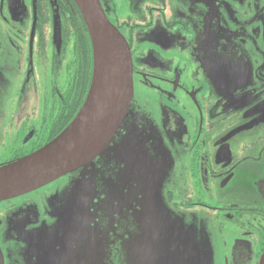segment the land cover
<instances>
[{
  "label": "flooded vegetation",
  "instance_id": "af4514ba",
  "mask_svg": "<svg viewBox=\"0 0 264 264\" xmlns=\"http://www.w3.org/2000/svg\"><path fill=\"white\" fill-rule=\"evenodd\" d=\"M100 1L131 50L134 85L130 108L101 154L124 170L160 154L167 208L227 223L235 235L223 264H259L264 0ZM0 20L30 45L27 84L40 93L17 135L18 149L10 148L3 165L47 145L71 124L90 91L95 55L75 0H0ZM10 45L16 46L12 38ZM84 171L92 175L94 168L67 174ZM39 189L0 201V264H67L44 238L64 219L76 222L83 209H96L94 201H77L68 217L57 193L41 197ZM84 248L77 244L72 251L74 264L89 261Z\"/></svg>",
  "mask_w": 264,
  "mask_h": 264
},
{
  "label": "rangeland",
  "instance_id": "374dc122",
  "mask_svg": "<svg viewBox=\"0 0 264 264\" xmlns=\"http://www.w3.org/2000/svg\"><path fill=\"white\" fill-rule=\"evenodd\" d=\"M11 38L15 48L10 45ZM29 53L30 45L10 34L0 20V162L11 155V147L18 149L17 135L25 115L39 102V91L27 84L33 70ZM147 155L154 158L147 164L153 169L154 181L146 180L140 167L124 170L121 162L113 166L114 160L101 154L93 162L92 175L87 171L81 175L78 172L64 175L41 187L37 195L57 193L65 208L63 213L71 217L74 196L86 199L84 193L92 181L95 208L102 210L104 221L91 222L85 228V235L90 234L89 238L98 246L94 248L95 257H90L88 251L84 254L83 259L89 261L82 264H223L235 235L231 227L191 214L183 217L168 209L166 194L152 186L158 185L157 177L167 174L162 157ZM145 162L146 158L139 162L140 166L146 167ZM81 189L84 190L80 192ZM64 221L66 235H72L80 224V221ZM214 223L221 228L216 230L212 227ZM62 237L59 242H44L60 251L59 257L67 264H74L72 248L66 246L65 255Z\"/></svg>",
  "mask_w": 264,
  "mask_h": 264
},
{
  "label": "water",
  "instance_id": "95a60500",
  "mask_svg": "<svg viewBox=\"0 0 264 264\" xmlns=\"http://www.w3.org/2000/svg\"><path fill=\"white\" fill-rule=\"evenodd\" d=\"M75 1L94 46L95 64L90 91L76 118L59 136L31 154L0 165V201L37 190L78 168H94L93 160L106 149L130 108L134 95L133 61L125 37L108 19L100 0ZM145 158L146 167L140 169L146 180L154 181L153 169L147 165L152 159L149 156ZM156 179L158 185L152 186L160 191V177ZM92 185L91 181V186L84 193L86 199L80 200L77 195L73 202L93 203V195L90 196V191H94ZM80 216L82 220L76 227L78 230L72 235H66L64 224L55 225L52 229L54 232H48L49 236L44 241L59 242L58 239L64 234L61 244L65 254L66 246L70 250L73 245L74 252L76 245L80 244L85 246L90 257H95L94 248L98 244L89 238L90 234L85 235V228L91 222H100L102 210L96 208L90 212L88 207L83 209ZM259 264H264V250Z\"/></svg>",
  "mask_w": 264,
  "mask_h": 264
},
{
  "label": "trees",
  "instance_id": "16d2710c",
  "mask_svg": "<svg viewBox=\"0 0 264 264\" xmlns=\"http://www.w3.org/2000/svg\"><path fill=\"white\" fill-rule=\"evenodd\" d=\"M84 18V17H83ZM85 20V19H84Z\"/></svg>",
  "mask_w": 264,
  "mask_h": 264
}]
</instances>
